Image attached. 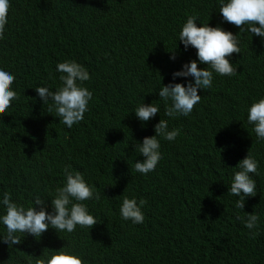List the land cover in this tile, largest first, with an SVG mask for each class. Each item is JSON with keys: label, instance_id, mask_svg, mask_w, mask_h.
I'll use <instances>...</instances> for the list:
<instances>
[{"label": "trees", "instance_id": "1", "mask_svg": "<svg viewBox=\"0 0 264 264\" xmlns=\"http://www.w3.org/2000/svg\"><path fill=\"white\" fill-rule=\"evenodd\" d=\"M218 9V0H10L0 66L14 73L19 99L0 114V194L27 205L39 193L50 205L48 194L63 183L62 165H74L83 175L91 170L86 176L99 199L85 203L101 222L71 234L51 228L37 238L26 234L12 247L0 243V264H35L62 247L84 264H264V141L254 139L246 118L247 107L264 96V49L240 33V53L230 59L237 74H214L213 87L198 91L201 101L188 117L165 116L156 92L196 58L194 48L185 51L177 41L187 16L199 15L197 26H216ZM221 27L239 32L227 22ZM65 60L87 68L84 86L93 93L84 119L70 129L47 106L42 112L34 89L46 84L54 91L56 65ZM143 97L160 113L142 127L131 111ZM160 119L180 135L161 140L162 160L141 175L134 163L143 157L133 143L154 135ZM86 145L80 158L64 161ZM247 153L259 162L257 194L246 201L260 217L255 236L236 219L246 214L228 193L232 167ZM123 196L145 201L142 224L120 218Z\"/></svg>", "mask_w": 264, "mask_h": 264}, {"label": "clouds", "instance_id": "2", "mask_svg": "<svg viewBox=\"0 0 264 264\" xmlns=\"http://www.w3.org/2000/svg\"><path fill=\"white\" fill-rule=\"evenodd\" d=\"M220 24L210 26L209 23H199V15H188L180 28L178 40L185 51L189 47L196 50V58L181 65L179 70L173 71L168 84H161L157 95L164 104V115L169 118L188 117L194 106L201 101L198 91L213 87L214 74L233 77L237 74V67L230 62L233 53H240V33L248 34L251 39L243 38L254 47L264 49V0H218ZM10 0H0V40L4 38L8 24ZM209 21V19H208ZM230 23L239 28L237 34L221 27L223 23ZM255 36V37H254ZM258 39L260 42L252 40ZM177 48V45H176ZM175 48V49H176ZM169 59L175 61V52ZM158 51L151 56L153 66L157 62ZM206 65V67H198ZM56 71L60 73V85L52 91L48 85L36 86L35 92L42 104L47 106L48 113H53L67 128L76 126L84 119L89 110V103L93 93L84 86L90 80L87 68L75 60L58 62ZM183 78V83L175 82ZM190 78V79H189ZM162 79V77H161ZM14 73L9 68L0 66V114L12 106L19 99L18 92L13 87ZM143 127L146 122L160 113V106L153 102H143L131 111ZM247 122L252 126L254 139L264 141V96L253 100L247 107ZM154 135L145 136L142 141L133 143L134 151L143 157L135 160L134 171L147 175L156 170L162 160L161 140L173 142L180 135L177 128H169V122L160 119L154 125ZM264 144V143H263ZM64 180L61 186L48 194L50 205L39 193L33 194L31 201L25 205L14 201L7 191L0 194V243L8 247L19 244L21 236L31 235L40 237L49 228L57 233L71 234L77 227L91 229L101 222L90 211L85 201L99 199L95 186L85 180L83 168L74 165H62ZM234 169L228 193L237 197L234 207L243 211L246 198L257 194L256 181L259 162L249 153L241 159ZM91 170H86L88 174ZM85 174V176H86ZM145 201H139L135 196H123L119 204V216L123 221L132 224H142L145 220L143 206ZM50 208V210H49ZM244 212V211H243ZM244 227L251 235L258 228L260 217L257 213H246L242 218L237 215ZM35 264H84L83 258L76 252L66 249L52 250L37 257Z\"/></svg>", "mask_w": 264, "mask_h": 264}, {"label": "rangeland", "instance_id": "3", "mask_svg": "<svg viewBox=\"0 0 264 264\" xmlns=\"http://www.w3.org/2000/svg\"><path fill=\"white\" fill-rule=\"evenodd\" d=\"M41 106V109H42V112L45 110V107L46 106H44L43 104L42 105H40ZM56 122L60 125V126H62V127H65L66 129H67V127L66 126H64L63 125V123H60L59 122V118L58 117H56ZM88 146L89 145H86V147L83 149V150H74L73 152H72V154L67 158V159H65L64 161H66V160H70V159H76V158H80L86 151H87V149H88ZM63 161V162H64ZM62 163V162H61ZM61 174H62V180H64V175H63V172H61ZM84 178H85V180L86 181H88L89 182V179L90 178H88L87 176H85L84 175ZM60 184H61V182L59 181V186H60ZM235 199H237V197L235 198ZM249 200H251V197H248V198H246V201H249ZM246 201H245V206H244V209H243V211H241L242 212V214H246V213H249V214H251L253 211L251 210V209H248V208H246ZM243 226H244V224H243ZM245 228V227H244ZM247 231H249L247 228H245Z\"/></svg>", "mask_w": 264, "mask_h": 264}]
</instances>
